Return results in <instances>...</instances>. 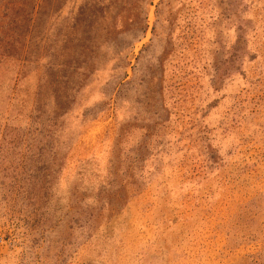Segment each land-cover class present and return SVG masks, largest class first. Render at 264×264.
Instances as JSON below:
<instances>
[{"label": "rangeland", "instance_id": "374dc122", "mask_svg": "<svg viewBox=\"0 0 264 264\" xmlns=\"http://www.w3.org/2000/svg\"><path fill=\"white\" fill-rule=\"evenodd\" d=\"M0 264H264V0H0Z\"/></svg>", "mask_w": 264, "mask_h": 264}]
</instances>
